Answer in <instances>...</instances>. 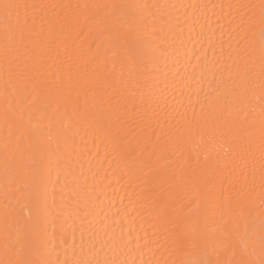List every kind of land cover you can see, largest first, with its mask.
Wrapping results in <instances>:
<instances>
[{
	"label": "bare ground",
	"instance_id": "1",
	"mask_svg": "<svg viewBox=\"0 0 264 264\" xmlns=\"http://www.w3.org/2000/svg\"><path fill=\"white\" fill-rule=\"evenodd\" d=\"M8 2L44 7L29 10L23 38L8 33L0 12V258L7 227L22 238L29 264H73L85 256L116 264L228 259L217 256L211 241L198 248L144 247L153 225L158 237L165 227L175 235L199 232L205 218L219 212L222 190L253 208L259 231L264 90L257 82L240 94L238 82L229 111L216 115L204 95L212 77L205 72L201 79L196 59L208 49L201 25L205 13L219 11L212 5L259 0ZM112 5L125 6L120 12L131 27L110 18ZM103 17L107 26L99 22ZM243 49H235L232 60L226 52L225 61L243 65ZM249 51L258 66V42ZM137 67L139 86L129 71ZM192 107L198 123L189 130L185 117L191 121ZM6 112L18 127L5 123ZM19 152L35 159L26 173ZM244 258L258 259V253Z\"/></svg>",
	"mask_w": 264,
	"mask_h": 264
},
{
	"label": "snow or ice",
	"instance_id": "2",
	"mask_svg": "<svg viewBox=\"0 0 264 264\" xmlns=\"http://www.w3.org/2000/svg\"><path fill=\"white\" fill-rule=\"evenodd\" d=\"M36 6L27 3H13L8 0L0 2V12L3 13L7 23L8 33H19L23 38L25 26L29 18V10ZM57 7V6H53ZM58 7L73 9V8H88L95 7L102 9L104 5H60ZM125 6L112 5V12L110 18L117 19L123 23L131 24L127 18L123 16L120 9ZM145 8L150 7L148 5ZM176 7V6H173ZM194 7V6H193ZM205 9L208 5L203 6ZM212 9H219L213 11L212 17H207L205 13V24L201 25V35H206L208 40V49L200 56H197V64L202 67L201 79L204 78V73L211 75V79L207 81L208 89L204 92L205 99L209 110L219 116H223L229 111L231 105V98L236 94L237 84L242 89L240 94H244L254 87L256 83L264 90V0H259V3H243V4H220L212 5ZM23 11V15L21 12ZM99 17V13L96 14ZM105 26L109 23V17H103L99 20ZM198 22V21H197ZM65 23L75 26L73 21L65 17ZM207 26L208 32L205 34L203 28ZM149 26L144 25L145 30ZM105 29H101L104 31ZM227 34L228 41L226 42L224 36ZM117 37V41L119 40ZM236 40L235 49H239L240 45H244V53L247 56L243 65L238 63H227L225 55L227 52V59L232 60L233 51L232 40ZM259 45V64L257 66L256 60L252 56L255 50V45ZM209 50L211 55H209ZM117 53L113 51L115 57ZM237 55L239 53L237 52ZM7 56V49H6ZM130 76L135 71V78L132 82L139 86L140 76L142 73L139 68L130 69ZM201 91H204L201 89ZM33 103L36 102V97H33ZM193 116L191 121H185L189 127L198 123L195 108L192 107ZM204 113V105H201V115ZM249 113L244 112V118H247ZM5 123L10 127H18V124L12 119L10 113H5ZM30 134V133H29ZM5 147H8L6 142ZM114 147L116 144L114 143ZM61 148L59 140L56 141L55 152H59ZM264 159V157H262ZM19 161L21 169L26 173L34 164L35 159L30 153L19 152ZM60 180V173L57 172L56 183ZM261 186L264 187V172L261 175ZM53 201H55V190L53 191ZM220 208L219 212H213L205 218L202 228L199 232H184L175 235L167 230L158 237L159 229L153 225V239H148L147 231H145L144 247L154 245L157 247H164L167 245L171 248L182 249L185 245L192 248H198L203 242L205 245L211 241L213 250L217 256H226L228 259H216L210 261L209 264H264V211L260 216V229L257 230L255 223L252 220L253 208L245 204L243 201L234 197L231 191H221L220 193ZM199 207V204H196ZM159 222L162 225L168 223L163 213L159 214ZM55 229V224H53ZM5 247L3 258H0V264H29L22 257L24 251V244L19 233L12 234L10 230H5ZM162 241V242H161ZM131 242V241H130ZM137 247H140L139 237L136 240ZM167 250V248L165 249ZM258 253V259H245V255L254 256ZM40 264H48V262H40ZM73 264H116L112 261H101L95 257H82L73 261ZM141 264H146L141 260ZM159 264V262H157ZM181 264H195L191 259L185 258Z\"/></svg>",
	"mask_w": 264,
	"mask_h": 264
}]
</instances>
